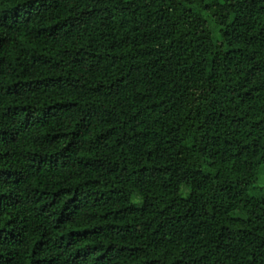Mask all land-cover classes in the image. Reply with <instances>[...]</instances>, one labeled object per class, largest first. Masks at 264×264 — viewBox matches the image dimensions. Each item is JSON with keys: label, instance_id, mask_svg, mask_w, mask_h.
Instances as JSON below:
<instances>
[{"label": "trees", "instance_id": "obj_1", "mask_svg": "<svg viewBox=\"0 0 264 264\" xmlns=\"http://www.w3.org/2000/svg\"><path fill=\"white\" fill-rule=\"evenodd\" d=\"M263 165L264 0H0V264H264Z\"/></svg>", "mask_w": 264, "mask_h": 264}, {"label": "rangeland", "instance_id": "obj_2", "mask_svg": "<svg viewBox=\"0 0 264 264\" xmlns=\"http://www.w3.org/2000/svg\"><path fill=\"white\" fill-rule=\"evenodd\" d=\"M210 25H211V31H212V35H213V39L216 43H221L223 41V37H222V33H223V29H221L220 27L216 26L213 21H209ZM259 183L258 185H256L257 189L252 188L250 190V194H264V165L262 166V168L260 169L259 172ZM262 191V192H261Z\"/></svg>", "mask_w": 264, "mask_h": 264}]
</instances>
